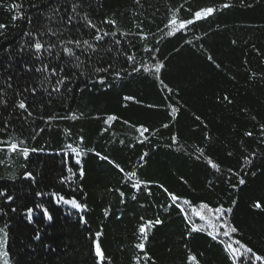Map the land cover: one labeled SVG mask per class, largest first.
<instances>
[{"label": "trees", "instance_id": "1", "mask_svg": "<svg viewBox=\"0 0 264 264\" xmlns=\"http://www.w3.org/2000/svg\"><path fill=\"white\" fill-rule=\"evenodd\" d=\"M208 5L219 10L166 35L172 10L186 19L187 9ZM0 24L7 25L0 30V141L30 149L27 158L0 151L9 264H97V240L104 264H188L189 255L198 264H232L229 238H213L227 228L207 216L186 221L168 193L190 201L189 210L201 202L231 208L224 217L237 228L231 239L264 255V0H0ZM97 29L102 40L94 39ZM37 39L45 45L40 53L29 47ZM77 39L93 47L67 43ZM157 60L159 73L132 70ZM20 99L27 110L16 106ZM141 126L149 130L143 136ZM141 217L163 221L147 230L148 259L135 248ZM193 224L203 231L189 235Z\"/></svg>", "mask_w": 264, "mask_h": 264}, {"label": "snow or ice", "instance_id": "2", "mask_svg": "<svg viewBox=\"0 0 264 264\" xmlns=\"http://www.w3.org/2000/svg\"><path fill=\"white\" fill-rule=\"evenodd\" d=\"M241 3H244V0H241ZM14 7H19V6L14 5ZM181 7H183V6H181ZM229 7H232V5L229 3H224L220 6V8H223V9H227ZM75 9H76V5L73 4V11H75ZM218 10L219 9L215 5L198 7L195 10L189 8V9H187V11L190 13V18H186V19H180L179 18L178 13H179L180 9L172 10L171 15L168 18V22L165 25V29L168 30L166 32V35L172 36V35H175L176 32L186 30L189 25L195 24L196 21L209 18L214 13H216ZM12 19L16 20V19H18V17L13 16ZM85 19L87 20V17H85ZM68 20H69V23H71L72 17L69 16ZM87 22H88V26H90L92 28H96V25L93 24L91 20H87ZM104 22L107 24H110V25H114L116 23V21H114V20H105ZM6 27H7V25L0 24V30L5 29ZM26 35L30 36L31 33H26ZM104 35H108V33H104ZM113 35H114V33H113ZM139 37L141 40H144V41H147V39H148L147 34L143 33L142 30L139 33ZM94 39H96V40H102L103 39V36H101L99 34V29H97V35L94 37ZM61 43H64V42L61 41ZM67 43L74 45L76 48H81L83 46H87L90 49L93 47V45H91L88 40H83V41L78 40V39L77 40H69V41H67ZM117 43H119V42H117ZM29 47L33 48L36 53H40L43 49H45V45L43 43H41L39 39H37L33 44H30ZM48 47L51 48L54 46L49 45ZM145 51L146 52H153V51H158V49L145 48ZM63 52L66 53L68 56L74 55V50L72 47H64ZM77 59H78V57H77ZM128 59L133 60L134 58L129 56ZM152 59L155 60L156 57L153 56ZM209 59H211V57H209ZM77 66L79 67V64ZM163 67H164L163 63H161L157 60L152 69L141 66V68L133 67L132 70L133 71H140L142 69L145 72L153 71L155 73H159ZM217 67H219V66L217 65ZM47 70L48 69L45 68V71H47ZM51 71L53 74H55V69H52ZM101 71H107V69H101V68L95 69V72H97V73H99ZM116 75L119 76V73H117ZM100 82L103 83V81H100ZM58 83L62 84V83H64V81L59 80ZM56 90H58V89H56ZM32 91H35V89L33 88ZM125 99H131V98L126 97ZM224 99L227 100L228 98L224 97ZM5 102L6 101H4L2 98H0V103H5ZM16 106L19 109L27 110V105H26L24 99H20ZM173 112H175V109H173ZM29 115H31V113H29ZM73 118H75V117H73ZM48 119L51 120V119H53V117H49ZM108 119L113 120V119H116V117L109 116ZM197 119H199V118L197 117ZM125 123H127V122H125ZM164 127H168V125L165 124ZM261 127H262V132H264V125H262ZM147 131H149V130L147 128H144L143 126H141L139 128V132H140L141 136H143V134ZM245 135L252 136L253 134L251 132H247V133H245ZM80 139L82 141L83 137H81ZM172 141H173V143L177 142L175 135L172 137ZM20 143L23 144L24 142L21 141ZM67 147H68L70 153L75 154L77 157L80 155V150H78L77 148L71 147L70 145ZM0 151H10V152H14V153H19V154L23 155L25 158H27L29 155L30 149L27 147H20L17 143L8 144L7 142L0 141ZM31 151H35V149H31ZM198 152H199V155L197 156L198 159L204 156V152L202 149L198 150ZM97 155L99 156L100 154L97 153ZM101 159L106 160L108 158L107 157H101ZM140 159L144 160V156H141ZM245 160L247 161V157H245ZM77 163H79V160H77ZM208 163L211 165L212 168H215V169H217V171H220L217 164L213 163L211 160H209ZM116 167L121 172L124 171V169L121 168L119 165H116ZM69 171H71V169H69ZM228 171L231 173L232 170L228 169ZM79 174H80V176L84 175L83 169L80 170ZM25 175L30 177L31 173H25ZM135 175L136 174L134 172L129 173L128 179L131 180L133 177H135ZM61 179L63 181L66 178L62 177ZM240 183L243 184V183H245V181L243 179H241ZM132 187L136 191H140L141 188L143 187V182L136 180V182L132 184ZM160 187L163 188V185H160ZM163 190L165 192H167V189H163ZM148 194L151 195V192L149 191ZM4 195H6V193L3 191H0V196H4ZM38 195H40V193H38ZM53 195L58 200L63 201L66 204H71L73 207H75L77 209L84 207V205L77 202L75 197H73L71 199H65L62 196H57L55 193ZM120 195L123 198L125 194L123 192H120ZM168 195L172 201V204L179 208L181 214L184 215L186 221L191 222L192 216L199 217L200 220H205V218L207 216L208 218H210L214 221H217L219 223V229L227 228L226 231L217 230L216 233L213 235V238L216 239L217 236H220V235L229 238V243L226 244L225 251L229 254V259L232 262V264H257V262H259V264H264V255L258 254L256 251L253 250V248L247 246L244 243H241L240 240H232L231 239L232 234L237 232V228L235 226H230L229 223L224 219V217L227 215V213L231 212V210H232L231 208L225 209L223 206L211 208V207H209V205L207 203L201 202L199 205L193 206L189 210L188 208L185 207V205L191 204L190 201L184 200L183 204H180V203H178L180 201V197H178L172 193H168ZM12 199H13L12 196L7 197L8 201H11ZM132 199H136L135 195L132 197ZM121 202H123V199ZM233 203L235 204V201ZM37 207L42 208L45 217H47L48 219H51V216L49 215L46 208H43V206H40V205H38ZM261 207H262L261 203L256 202L255 208L259 209ZM13 211H15V209H13ZM27 212H28L29 216H31L33 209H28ZM105 215H107V212L105 213ZM141 221H142V223H141L138 231L142 236V240H141V242L135 244V248L139 249L141 252L144 253V259H148L147 253L144 251V249H145L144 241L147 240V238H148L147 230L155 227L156 225L162 224L163 221L160 220L159 218H156L155 220L145 221L143 217H141ZM81 222H85L83 220V218H81ZM7 228H8V225H5L4 227H0V262H2V264H9V252L5 248L6 243L8 241V236H9ZM213 228L214 229L216 228L215 224L213 225ZM199 231H203V229L200 227H197V226H195V224H193L192 228L190 229L189 235L191 234V232H199ZM210 234H212V233H210ZM100 235H101L100 232L96 233L97 237H99ZM93 246H94V255L96 257L97 264H104L106 257H105V254H104L98 240L93 242ZM187 261H188V264H198L196 257L193 255H189L187 257ZM136 264H139V258H137Z\"/></svg>", "mask_w": 264, "mask_h": 264}]
</instances>
